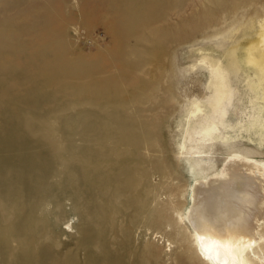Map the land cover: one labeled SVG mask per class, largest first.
I'll return each instance as SVG.
<instances>
[{
    "label": "rangeland",
    "instance_id": "rangeland-1",
    "mask_svg": "<svg viewBox=\"0 0 264 264\" xmlns=\"http://www.w3.org/2000/svg\"><path fill=\"white\" fill-rule=\"evenodd\" d=\"M262 26L264 0H0V264H220L188 216L264 171Z\"/></svg>",
    "mask_w": 264,
    "mask_h": 264
},
{
    "label": "bare ground",
    "instance_id": "bare-ground-1",
    "mask_svg": "<svg viewBox=\"0 0 264 264\" xmlns=\"http://www.w3.org/2000/svg\"><path fill=\"white\" fill-rule=\"evenodd\" d=\"M257 38L261 57L249 51L248 61L258 67L264 80V26ZM199 111V106L195 104L192 114ZM236 163L246 169L247 182L254 183V186L248 183L238 186L231 181L236 171L231 172L233 175L227 174V183L210 184L195 193V204L188 220L195 231L199 248L215 255L220 264H253L247 252H254L255 248L251 219L255 214L261 215L255 203L258 197L264 200V171L243 158L236 159Z\"/></svg>",
    "mask_w": 264,
    "mask_h": 264
}]
</instances>
